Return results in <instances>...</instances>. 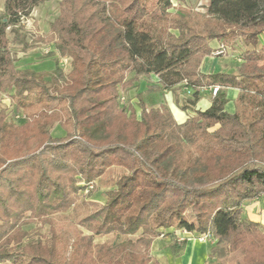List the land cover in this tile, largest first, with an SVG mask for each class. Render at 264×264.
Wrapping results in <instances>:
<instances>
[{
	"label": "trees",
	"instance_id": "obj_1",
	"mask_svg": "<svg viewBox=\"0 0 264 264\" xmlns=\"http://www.w3.org/2000/svg\"><path fill=\"white\" fill-rule=\"evenodd\" d=\"M45 1L3 0L0 12V98L10 104L0 107V264H165L151 244L169 227L211 235L209 256L226 241L242 264H264V227L242 216L243 203L264 194V0H208L205 11H172V0H61L39 38L52 45L53 68H19L7 28ZM238 40L246 48L235 73L200 69L220 42ZM152 74L153 88L186 94L175 97L192 112L183 122L149 87L136 94L139 113L120 104V90ZM215 85L210 105L195 109ZM224 87L238 90L233 112ZM20 112L17 124L9 119ZM55 123L63 135L51 134ZM112 166L125 172L111 179ZM99 185L110 187L105 201L87 208ZM80 200L77 224L90 234L55 218Z\"/></svg>",
	"mask_w": 264,
	"mask_h": 264
},
{
	"label": "rangeland",
	"instance_id": "obj_2",
	"mask_svg": "<svg viewBox=\"0 0 264 264\" xmlns=\"http://www.w3.org/2000/svg\"><path fill=\"white\" fill-rule=\"evenodd\" d=\"M61 0H47L44 3H41L37 7H35L31 13L23 18L21 20V23L18 27L7 28V35L10 40V46L13 51V57L15 59V64L19 68H25L30 67L36 70H50L53 68V57H48L47 53L51 50H53L52 45L50 43H45L39 40L40 37L45 36L49 32V23L56 17L58 14V5ZM208 0H172L174 8H171L173 11L176 5H182V6H190L193 7L199 11H205L204 5L207 4ZM2 4L3 0H0V12L2 11ZM262 11H264V7L262 8ZM13 29V30H12ZM217 41V40H214ZM259 44L258 47L261 45V41H264V33L259 36ZM214 44V43H213ZM215 45V44H214ZM220 45H223L222 42L219 43L218 47ZM225 45V44H224ZM234 46L225 45L224 46V52L220 53L219 55H214L213 51L212 54L209 56V65L208 68L210 69H225V68H235L234 71L236 72L237 66L239 65V59L241 52L246 48L245 45H243L239 40L233 44ZM249 48L251 46H248ZM59 64L61 67L65 69V71L69 70V58L67 57H59L58 58ZM215 65V66H214ZM158 79L157 75H150L149 77L143 76L139 80V82L142 81L143 87L147 86L149 87V92L151 95H155V97H159L161 92L157 90L156 88H153L154 82ZM140 86L136 85V83L133 84V86L130 89L127 90H120V104L121 105H132L136 112L139 113V108L137 107V98L136 94L139 92ZM0 107L6 108V110H10V104H9V98L5 95H2L0 98ZM18 115H22V112L16 114L15 116H9V119L16 124L18 123L19 119L23 118L19 117ZM63 130L60 128V126L55 123L54 126L51 129V134L53 136L63 135ZM120 172H125V170L121 167L112 166L110 176L109 178L112 179L113 176L111 174H116ZM110 187H104L102 185H99L98 189L93 192L89 197H85L87 208L94 209L95 204L97 203H103L106 198V190ZM84 193V192H82ZM86 212V207L82 205L81 200L75 204L72 208H70L68 211L60 213L55 216L57 220L63 221L67 219L76 227H78L84 234H90V232L87 231L83 226L77 224V220ZM190 220H193L192 217H190ZM39 223L37 222H31L26 225H24V229L26 230H32L35 227H38ZM48 225H42L40 227L41 233H47L48 232ZM140 231L136 232L132 235H117V234H107V235H99L94 238V242L96 243H102V242H108L111 244H116L125 238L129 237L132 240H135L139 237ZM199 233L192 232L191 234L185 233L184 231L177 230L173 231V227H169L167 229H159V234L153 239L152 244L154 248L155 239L158 237L160 239L165 240V244L163 246V249L167 246H175L177 250L183 249L184 245L182 244L183 240H187L188 238L191 239H199L200 237ZM210 240L202 241L205 245L204 252L203 250L199 251V254H196V257H201L202 260L200 261L201 264H210L211 262L217 260L221 264H242L241 263V252L239 251H231L229 249V244L226 241H222L219 245L218 250H216V254L214 256H207V252H209V249L212 245L215 244L216 240L209 236ZM71 239L68 240V245L70 244ZM151 244V254L160 262L167 264L168 257L166 256H156L153 253ZM161 250L162 247H159ZM163 249L161 253H163ZM68 250H70V246L68 247ZM155 250V249H154ZM201 254V255H200ZM172 256H175V254H172ZM173 258V257H172ZM172 260V259H170ZM173 261V260H172ZM171 262V261H170ZM177 264H183V258H179V260L176 261ZM197 263V264H200ZM171 264H173L171 262ZM195 264V263H193Z\"/></svg>",
	"mask_w": 264,
	"mask_h": 264
},
{
	"label": "crops",
	"instance_id": "obj_3",
	"mask_svg": "<svg viewBox=\"0 0 264 264\" xmlns=\"http://www.w3.org/2000/svg\"><path fill=\"white\" fill-rule=\"evenodd\" d=\"M264 41H261V44H263ZM213 44V43H212ZM215 44V45H214ZM214 46H217V43L214 42ZM239 62H241V59H239ZM209 65V56L204 57L200 69L203 72H210V71H225V72H233L235 73L234 69L235 68H225L224 70L219 68V69H210L208 68ZM215 66V65H214ZM158 80V79H157ZM157 80L154 82V84H157ZM136 83V85L140 86L139 92L145 91L148 89L147 86L143 87L142 85V81H136L134 82ZM226 94V97L228 99V101L226 102L224 109L227 112H233L234 110V98L237 95V88H233V87H224L223 88ZM138 92V93H139ZM176 94V96H175ZM178 99V102H182L184 97H186V94L183 92L182 89L176 88L175 91L173 92L172 90H162L161 94H160V102L165 104L170 111L172 112V114L174 115V118L176 119L177 122H183L188 115H190L192 112L190 109H185L184 111L181 110L178 106V103L176 102V98ZM211 94H210V88L206 87L204 89L201 90L200 92V98L197 101V103L195 104V109H201L204 110L206 109L211 102ZM242 216L243 218L252 220L254 222L259 223L261 226L264 227V194L260 195L258 197H255L251 200H247L243 203V209H242ZM155 244H154V248H153V244H152V251L156 256H166L167 255V259L168 262L167 264H171V262L173 264H177L176 261L179 260V258H183L184 263L183 264H197L200 263V261L202 260V256L200 257H196V254H199L200 250H203L204 252V243L202 241H200L199 239H191L188 238L186 241H184V243H182L184 245L183 249L177 250V248L173 245L171 246H167V249L164 248L163 246L165 244V240L164 239H160V238H156L155 239ZM162 247L161 250H159ZM155 249V250H154ZM163 249V253H161ZM172 254H175V256H172ZM201 255V254H200ZM209 256V252H207L206 257ZM173 257V258H172ZM172 259V260H170ZM171 261V262H170ZM201 264V263H200Z\"/></svg>",
	"mask_w": 264,
	"mask_h": 264
},
{
	"label": "built area",
	"instance_id": "obj_4",
	"mask_svg": "<svg viewBox=\"0 0 264 264\" xmlns=\"http://www.w3.org/2000/svg\"><path fill=\"white\" fill-rule=\"evenodd\" d=\"M223 52H224V45H220L218 48L215 49V51L213 52V54L214 55H219L220 53H223ZM217 89H218V86L217 85H215L213 87H210V94H211V96H213V95L216 94ZM184 232L185 233H188V234H191L192 233V232H188V231H185V230H184ZM209 236H211V235L200 234L199 240L200 241H205L207 239L210 240L211 238Z\"/></svg>",
	"mask_w": 264,
	"mask_h": 264
}]
</instances>
